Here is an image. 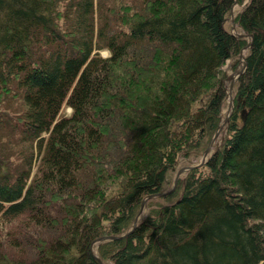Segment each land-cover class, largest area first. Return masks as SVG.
Returning a JSON list of instances; mask_svg holds the SVG:
<instances>
[{
    "label": "trees",
    "instance_id": "1",
    "mask_svg": "<svg viewBox=\"0 0 264 264\" xmlns=\"http://www.w3.org/2000/svg\"><path fill=\"white\" fill-rule=\"evenodd\" d=\"M125 1L109 31L97 0H0V264H264V0L222 143L99 240L203 154L246 43L234 0Z\"/></svg>",
    "mask_w": 264,
    "mask_h": 264
},
{
    "label": "rangeland",
    "instance_id": "2",
    "mask_svg": "<svg viewBox=\"0 0 264 264\" xmlns=\"http://www.w3.org/2000/svg\"><path fill=\"white\" fill-rule=\"evenodd\" d=\"M246 2H247V0H245V3ZM125 4H127L125 0H97L95 11H94L96 28H99L103 24L110 26L109 31L117 29V28L119 29L122 27L128 28L127 25L123 24V22H124V19H127L130 21V19H129L130 15L129 16L119 15L123 11L122 8L124 7L123 5H125ZM244 5H245L244 3L239 4L238 2L236 4H233L232 9H230V11L228 12L227 19L225 21L226 29L229 32L236 33L238 36L237 38L244 39L246 41V43L240 48L239 54L234 55L232 58H229L227 60L226 64H224L222 67V74L224 76L226 96H225V101H224V105H223L222 112H221V114H222L221 115V122L224 121V119L228 115L229 102L232 99V96L234 93V88L232 90V94H231V91L229 90L230 85H231V81L233 80V77L231 78L230 75L233 74L234 80L236 82L237 76L239 75V73L244 68L242 55H245V54L247 55L248 42L251 39V36L249 35V33L245 32L241 28V26L239 25V23L237 21V15L239 14L240 11L243 10ZM124 15H126V13H124ZM100 44L103 45L102 49L99 50L100 53L103 56H109L110 51L107 47H105L104 42H100ZM235 61H236V63H235V65H233V63ZM63 113L65 115H70L71 107L66 106L65 108H63ZM224 127L221 129L220 133L215 138V141L212 145V151L216 148V146H218L222 143V138H223L224 133H225ZM201 157H202V154L198 157H191V158L182 157V158H180L178 165L176 166L175 170L171 174V176H172L171 184H169L166 187V189L173 187L174 182L176 180V174H177L179 169H181V173H180V180H181V178L186 174V172L194 165L195 162H198L201 159ZM145 211H146V205H145L144 211L142 213V217H143ZM96 246H97V244H95L93 251H94V254L99 256ZM102 261L105 264H111L110 260L102 258Z\"/></svg>",
    "mask_w": 264,
    "mask_h": 264
},
{
    "label": "water",
    "instance_id": "3",
    "mask_svg": "<svg viewBox=\"0 0 264 264\" xmlns=\"http://www.w3.org/2000/svg\"><path fill=\"white\" fill-rule=\"evenodd\" d=\"M236 3H237V0H234V3H233V4H236ZM231 9H232V8H231ZM230 33H232L234 36L238 37L236 33H234V32H230ZM249 35L251 36V39H250V41L248 42V49H249L250 44H251V41H252V34L249 33ZM246 57H247L246 54H245V55H242V59H243V63H244V68H243V70L239 73V75L244 71V69H245V67H246V65H247V59H246ZM239 75L237 76V78L239 77ZM230 77H231V78L233 77V80L231 81V85H230V89H229V90L231 91V94H232V90H233V88H234V84H235L234 82H235V80H234V76H233V74L230 75ZM230 77H229V78H230ZM233 111H234V99H233V96H232V100H231V102H229L228 115L226 116V118L224 119V121L220 122V124H219L217 130L214 132V134H213L212 137L210 138V140H209V142H208V145H207L205 151H204L203 154H202L201 159H200L198 162H195L194 165H193L191 168L203 166V165L208 161L209 157H210L211 154H212V145H213V143H214V141H215V138H216L217 135L220 133L221 129H222L225 125L228 124V122H229V120H230V118H231V116H232V114H233ZM246 113H247V110H246L245 108H243V109L241 110V113H240V116H241L242 120H245V119H246ZM191 168H190V169H191ZM190 169H189V170H190ZM180 173H181V169H180ZM176 179H178V182H177V183H178V184H177L178 186L175 185V182H174L173 187H171V188H169V189H166V190H162V191H158V192H154V193L148 194L146 197H144V199H143L142 202H141V206H140V208H139V210H138V212H137V215H136L135 221L133 222V224L131 225V227H130L129 230H127L125 233H123V234H121V235H106V236H102V237L99 238V240H100V241H103V240H105V239H116V238H121V237H124L125 235H128L130 232H132V231L137 227V225L139 224V222H140V220H141V218H142V213H143V211H144V208H145V205H146V201H147V199H148V198H151V197L159 196V195H165V194H167V193H170V192L176 190V189L181 185V183H182V181H181L180 178L177 176V174H176ZM175 181H176V180H175ZM92 253H93V256L96 258L97 263H96V262H92L91 264H105V263L102 261V259H101L98 255L94 254V252H92Z\"/></svg>",
    "mask_w": 264,
    "mask_h": 264
},
{
    "label": "bare ground",
    "instance_id": "4",
    "mask_svg": "<svg viewBox=\"0 0 264 264\" xmlns=\"http://www.w3.org/2000/svg\"><path fill=\"white\" fill-rule=\"evenodd\" d=\"M245 53V52H244ZM232 100V99H231ZM231 100H230V102H231ZM177 176L180 178V169L178 170V172H177ZM177 182H178V179H176V181H175V185H177Z\"/></svg>",
    "mask_w": 264,
    "mask_h": 264
}]
</instances>
